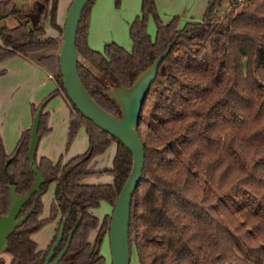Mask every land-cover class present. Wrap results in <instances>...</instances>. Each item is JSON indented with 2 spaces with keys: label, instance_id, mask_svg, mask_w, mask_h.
<instances>
[{
  "label": "trees",
  "instance_id": "1",
  "mask_svg": "<svg viewBox=\"0 0 264 264\" xmlns=\"http://www.w3.org/2000/svg\"><path fill=\"white\" fill-rule=\"evenodd\" d=\"M37 1L59 37L24 22L2 27L0 64L34 57L57 83L41 116V140L52 131L45 113L48 104L58 96L69 98L59 61L58 38L64 26L57 23L60 0ZM94 4L92 0L84 10L78 28V71L85 89L108 113L121 117L106 91L130 87L172 45L145 100L138 127L146 156L131 207V251L136 250L140 264H264V0H207L202 22H188L182 29L177 18L162 22L155 0H143L142 16L131 26L133 50L110 44L104 53L88 43ZM18 13L14 0H0V21ZM149 16L157 25L154 41L147 32ZM5 73L0 70V77ZM42 103L33 106V119ZM72 106L68 147L85 127L88 149L66 164L36 157L44 183L19 219L30 210L32 214L8 237L11 264H44L57 233L47 250L40 249L34 235L59 216L58 232L67 215L54 259L80 219L59 264L106 262L101 246L109 236L112 214L101 222L92 211L104 202L114 209L133 157ZM31 130L24 131L11 155L0 134V218L9 213L11 187L24 196L35 184L28 158ZM112 144L117 146L113 168L90 171L91 161ZM97 175L110 176L112 183H84ZM51 184H56L55 198L51 217L44 219L43 198Z\"/></svg>",
  "mask_w": 264,
  "mask_h": 264
},
{
  "label": "rangeland",
  "instance_id": "2",
  "mask_svg": "<svg viewBox=\"0 0 264 264\" xmlns=\"http://www.w3.org/2000/svg\"><path fill=\"white\" fill-rule=\"evenodd\" d=\"M14 2L20 13L17 16H10L0 21V28H14L21 22H24L29 27L41 26L46 30L48 36L59 37L57 30L52 27L51 20L45 17L44 6L37 0H14ZM72 2L73 0L70 5H67L64 0H61V5L59 3L57 12V23H65ZM155 3L162 22L169 24L174 18H177L179 20V29L184 28L188 22H202L203 15L207 9V0H160L159 2L155 0ZM142 4L143 0H95L91 12L88 35L90 48L104 53L107 45L116 44L131 52L133 50L131 26L138 17L142 16ZM224 6L227 8L228 3L225 2ZM147 32L154 41L157 37V25L153 16L148 17ZM58 39L60 45H62L63 35ZM10 60H6L0 64V70L7 71L4 76L0 77V129L3 133L5 132L2 139L8 155H11L15 151L16 145L24 133H21V128H24L28 120L33 118V106L24 107L23 102L26 95H29L30 92L29 87H25V82L32 79V76L25 72L21 63L15 64L13 62L15 60ZM30 60L38 65L37 59L34 57H30ZM8 68L12 70L10 71ZM9 71V75L6 76ZM48 75L45 72L46 79ZM46 85L47 88H51L49 94L54 92L58 87L54 79H48ZM13 87L16 88L15 92H9ZM39 105L40 103L35 106L38 107ZM47 112L49 113L48 126L52 131L41 138L36 153L37 159L47 157L55 164L58 162L66 164L73 157L84 154L89 146L85 127L80 128L73 143L68 147L69 121L71 113L75 112V110L66 96L54 98L48 104L45 113ZM116 151V144H112L104 154L95 157L91 161L89 166L90 171L112 169ZM112 180L108 175H97L89 176L84 180V183L98 185L112 183ZM55 192L56 184H51L44 195L42 213V218L44 219L51 217ZM210 198L214 201L212 195H210ZM112 212L113 207L105 202L99 208L92 211L101 222L106 216H110ZM58 221L59 216L55 221L48 223L34 235V239L43 250H47L51 245L57 233ZM96 234L97 231L91 233V242L95 240ZM101 254L106 259L105 264H112L108 235L103 240ZM0 262L2 264H11L12 257L6 252L2 253L0 254ZM131 264H140L135 249L131 251Z\"/></svg>",
  "mask_w": 264,
  "mask_h": 264
},
{
  "label": "water",
  "instance_id": "3",
  "mask_svg": "<svg viewBox=\"0 0 264 264\" xmlns=\"http://www.w3.org/2000/svg\"><path fill=\"white\" fill-rule=\"evenodd\" d=\"M92 0H73L63 27V43L59 52L60 71L63 80L64 90L77 109V111L87 120L92 122L97 128L111 135L114 139L124 145L132 154L133 164L131 173L117 198L114 206L109 228V240L112 264H131L130 247V223L131 207L133 197L142 180L145 167V148L138 134V127L142 118L143 105L150 92V89L157 79L159 68L162 62L169 56L172 45L158 56L153 63L140 72L130 87L111 88L106 94L114 100L121 111V117L114 116L100 107L90 96L81 82L78 71L77 34L84 10ZM51 98L46 99L38 109L33 120L31 130V142L28 158L32 170L36 176L33 188L24 196L16 193V188L11 187V205L9 213L0 218V254L8 249V237L21 226L32 214L30 210L19 219L24 206L31 198L39 192L44 178L36 166V153L40 142L38 132L43 109ZM68 172L62 177V182ZM69 215L62 221L56 241L52 245L44 264H59L66 254L73 233L80 224V219L71 231L63 251L53 259L59 247L65 229V224Z\"/></svg>",
  "mask_w": 264,
  "mask_h": 264
},
{
  "label": "crops",
  "instance_id": "4",
  "mask_svg": "<svg viewBox=\"0 0 264 264\" xmlns=\"http://www.w3.org/2000/svg\"><path fill=\"white\" fill-rule=\"evenodd\" d=\"M71 1L72 0H64L65 4H67V5H70ZM156 1L159 2L160 0H156ZM60 5H61V0H60ZM67 7H69V6H67ZM58 25L63 26L64 23L63 24L58 23ZM58 35H59V33H58ZM57 37L58 36H56L54 38H57ZM11 60H15V61H13V62H15V64L21 63L22 67L25 69V72L29 73L32 76V79H29L27 82H25V87H29L30 92H29V95H26V98L23 101L24 107L28 108L29 106H35L39 103L41 104V102H43L50 95L49 91H51L50 90L51 88H47V85H46V81L48 79H52V78H50V75H48L47 79H46V76H45L46 71H44L39 65H37L35 62H33L30 59L22 58V57H15ZM8 69L10 71L12 70L11 68H8ZM10 71L8 72V74L6 76L9 75ZM6 73H7V71H6ZM15 90H16V88L13 87L12 90H10L9 92H15ZM33 120H34L33 118H31V120L30 119L28 120V122L25 126L26 128L25 127L21 128V133H23L24 131H26L32 127ZM4 133L0 129V134L3 138H4ZM40 249H42V248L40 247Z\"/></svg>",
  "mask_w": 264,
  "mask_h": 264
},
{
  "label": "flooded vegetation",
  "instance_id": "5",
  "mask_svg": "<svg viewBox=\"0 0 264 264\" xmlns=\"http://www.w3.org/2000/svg\"><path fill=\"white\" fill-rule=\"evenodd\" d=\"M57 234H58V232H57ZM57 238V237H56ZM53 259H54V257H53ZM45 263V262H44ZM0 264H2V262H0Z\"/></svg>",
  "mask_w": 264,
  "mask_h": 264
},
{
  "label": "built area",
  "instance_id": "6",
  "mask_svg": "<svg viewBox=\"0 0 264 264\" xmlns=\"http://www.w3.org/2000/svg\"><path fill=\"white\" fill-rule=\"evenodd\" d=\"M50 78L54 79L51 75H50Z\"/></svg>",
  "mask_w": 264,
  "mask_h": 264
}]
</instances>
